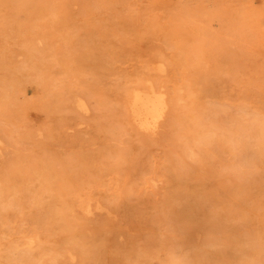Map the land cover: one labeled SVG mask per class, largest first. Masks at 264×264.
Segmentation results:
<instances>
[{"label": "rangeland", "instance_id": "374dc122", "mask_svg": "<svg viewBox=\"0 0 264 264\" xmlns=\"http://www.w3.org/2000/svg\"><path fill=\"white\" fill-rule=\"evenodd\" d=\"M98 1L0 0V177L36 176L54 191L65 187L69 210L88 200L91 211L81 213L88 239L106 234L112 245L150 243L162 217L192 223L201 240L220 242L223 233L200 224L218 208L236 216L244 197L253 200L249 208L260 207L264 143L245 149L247 164L220 148L200 162L204 147L178 140L168 122L193 97L204 125H259L264 132V0H118L116 7L101 0L103 12ZM133 84L148 97L164 96L158 126L127 118L122 89ZM183 145L196 147V157L175 161ZM234 162L243 194L222 175ZM42 190L49 201L50 190ZM33 220L1 218L0 235L18 237ZM255 228L252 221L246 227ZM173 235L197 239L185 227L164 234ZM109 256L102 255L133 263ZM148 263L167 264L161 254Z\"/></svg>", "mask_w": 264, "mask_h": 264}, {"label": "bare ground", "instance_id": "6f19581e", "mask_svg": "<svg viewBox=\"0 0 264 264\" xmlns=\"http://www.w3.org/2000/svg\"><path fill=\"white\" fill-rule=\"evenodd\" d=\"M117 1L109 0L108 7H116ZM101 2L102 5L98 3L95 7L103 12L105 10L103 7L106 5L104 1ZM118 29L121 28L118 27ZM127 83L130 81L128 80ZM137 83L148 87L142 80H138ZM133 87L134 84L122 89L127 118L142 128L158 126L165 112L164 96L148 97ZM172 100L178 99L172 98ZM191 100L190 108L179 107L172 115V117L176 116L175 119L171 118L168 122V126L173 128L174 137L178 140L188 138L194 144L204 147L200 152L204 155L197 159L200 162L205 157L214 155L216 148H220L230 155L231 159L238 155L242 163H249L247 162L248 152L245 149L253 145L261 149L264 143L263 127L259 125L244 127L237 123L217 126V128L209 124L204 125L199 104L193 97ZM2 142L0 137V151L3 148ZM182 148V156L175 158V161L182 162L184 158L196 157V147L183 145ZM238 169L235 162L228 164L227 171L222 175L225 181H233L236 193L243 194L245 180L236 173ZM24 177H27L29 181L22 180ZM35 180L36 176L26 175L16 176L12 181L0 177L2 222L8 223L13 216L24 218L27 214L33 215L34 218L32 228L22 229L23 226H21L18 229V237L0 235V264H47L50 261H60L65 264L66 260L71 262L74 259L78 260L77 264H113L111 258L102 257L105 253L109 256L113 252L119 255V261L132 260V264H149L148 258L158 254L163 256L167 264H264V201L261 202L260 207L249 208L248 204L253 200L244 197V204L236 210V216L224 208L210 210L206 219L200 224V228L204 231L223 233L224 236L220 242L211 238L201 240L200 231L192 223L176 225V223H170L168 219L163 220L162 217H157V225L153 222L152 226H156L160 235L158 237L153 235L150 243L142 244L135 239L120 243L113 239L112 245L113 237L106 234H101L96 239H88L90 224L81 215L83 211L89 213L92 209L88 200L84 203L79 201L76 208L72 207L76 210L71 213L72 209H68L69 205L64 197L65 193H68L65 187L54 191L49 182L36 183ZM45 186L56 201L53 202L50 195L49 201L45 199L43 192L46 189L42 190ZM199 202L204 203V197L200 196ZM96 205L108 207L98 201ZM250 221L257 228L246 229ZM181 227H185L188 232L196 233L197 239L191 238V241L186 243L174 235L164 236L165 232L179 231ZM156 247L157 251L154 250Z\"/></svg>", "mask_w": 264, "mask_h": 264}]
</instances>
